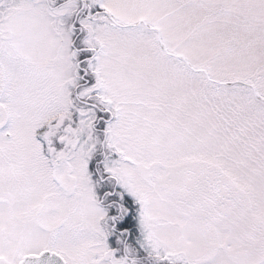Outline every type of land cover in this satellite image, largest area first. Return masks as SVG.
<instances>
[{
    "label": "snow or ice",
    "instance_id": "obj_1",
    "mask_svg": "<svg viewBox=\"0 0 264 264\" xmlns=\"http://www.w3.org/2000/svg\"><path fill=\"white\" fill-rule=\"evenodd\" d=\"M0 264H264V0H0Z\"/></svg>",
    "mask_w": 264,
    "mask_h": 264
}]
</instances>
